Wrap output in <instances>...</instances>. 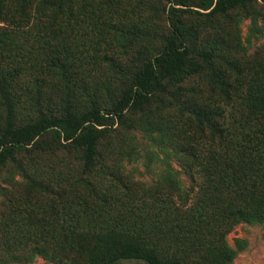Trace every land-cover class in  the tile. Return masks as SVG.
I'll list each match as a JSON object with an SVG mask.
<instances>
[{
	"label": "trees",
	"instance_id": "trees-1",
	"mask_svg": "<svg viewBox=\"0 0 264 264\" xmlns=\"http://www.w3.org/2000/svg\"><path fill=\"white\" fill-rule=\"evenodd\" d=\"M117 1L118 7L105 0H0V203H10L14 174L29 208L58 179L57 201L72 209L51 215L59 212L58 242L85 252L84 264H232L245 241L234 248L227 235L239 224H264V42L262 56L244 65L238 31L228 27L249 19L251 36L264 40V15L253 9L264 0H152L163 7L152 5L151 14L144 13L147 0ZM89 32L99 33L93 45L84 37ZM106 34L124 61L104 55L99 68L87 67L88 49L97 52ZM101 68L108 78L95 85L110 102L86 108L73 89ZM195 78L199 91L186 87ZM117 128L121 142L110 135ZM133 132L148 140L143 152L132 145ZM48 157L53 165L39 166ZM124 157L147 169L161 166L153 188L120 175L116 163ZM173 162L195 187L192 212L175 207L183 216L174 221L148 213L150 222L137 227L79 220L81 209L101 215L139 196L185 203L189 193ZM30 245L6 264L36 256L69 264L42 239Z\"/></svg>",
	"mask_w": 264,
	"mask_h": 264
},
{
	"label": "rangeland",
	"instance_id": "rangeland-1",
	"mask_svg": "<svg viewBox=\"0 0 264 264\" xmlns=\"http://www.w3.org/2000/svg\"><path fill=\"white\" fill-rule=\"evenodd\" d=\"M110 1L112 5L118 7L117 0H105ZM124 1V0H123ZM148 2L144 6L145 12L147 14L150 13V9L152 5L160 10L163 7V4H157L152 0H147ZM132 5H136V0H131ZM255 11H258L260 14L264 15V6L262 3H258L254 5L253 8ZM104 20V17H101V21ZM108 21L115 22V19ZM117 20V19H116ZM263 21V20H260ZM158 27L161 30H165L167 27L164 16L159 13L157 15ZM250 20L242 19L240 20V24H238L237 28L228 27L231 31H238L235 35L236 38L242 44V50L244 53V65L247 66L255 63L261 56V46L264 42L263 39H255L251 36V28H250ZM99 33H91L89 32L84 36L88 39L89 44L93 45L97 39ZM212 36V32H207L205 34L206 37ZM159 40H156V43ZM79 42V39L76 40ZM98 51L93 48L88 49L89 55L92 56V59H86L88 62L87 67H91L93 64L100 67L102 63L103 56L107 55V57H111L114 59H118L123 62L124 58L120 57L117 54V49H120L119 44L116 39L109 34L105 35V41L100 42ZM128 51H132L131 49ZM100 63V64H99ZM108 73L103 68L97 69L92 76L85 77L81 79L82 86L76 85L74 87V91H76V100L82 106L86 108L89 107L90 101H95L98 106L105 107L109 102V94L104 92L101 88H97L95 85L96 80H106L108 77ZM112 87H116L114 83L110 84ZM202 86V81L198 79H192L191 81L186 83V87L188 89H196L194 91H199ZM62 95V94H61ZM52 103H56V98ZM1 112V110H0ZM115 129V127H113ZM122 130L116 129L111 130V136H117L118 141L121 142ZM130 135H133V143L136 150L139 152H143L145 148L148 147V140L144 137V135L140 132H133ZM115 139V138H114ZM121 144V143H120ZM118 158V157H117ZM49 164L53 165V158L48 157L46 161L41 162L39 166L45 168L48 167ZM122 166L120 171V175L126 180L131 181L132 183H139L140 187L144 189L153 188L155 182L157 180V173L161 170V166L157 163L151 166L150 169H147L144 166V163L141 160H128L127 158H121L119 164L116 163V166ZM173 166L176 170H180L179 179L181 181V189L188 191L189 195L187 201L184 203L177 199L176 197L167 198L163 197L162 202H153L151 200L144 199V196H139L137 199L131 201V203L126 204L125 206H111L110 209L98 215L99 211L97 209H81L78 212V218L80 221L89 225L90 223H97L102 225L101 223H107L110 220H114L116 223L125 224L131 223L135 227L140 226L142 223L147 221L150 222V217L148 213H159L160 215L166 216V218L170 217L171 221L182 217V212L173 211L176 207L184 212H189L194 210L195 204V187L193 186L192 180L187 177L184 172L178 167L175 162H173ZM15 180L17 182L16 185L10 186L11 195H10V203L2 205L0 203V259L2 262L0 264H6L8 261V257L11 255L22 256L27 254V251L30 248V244L32 241L37 239L39 241L42 239V242H47L65 261L69 264H84L86 253L80 252L75 253L73 251H69L65 248L64 244L58 242L61 239V236L58 234L59 227V212L70 215L72 209L71 207L66 209L65 205L67 203H58L57 195H58V187L57 180L54 179L52 184L54 185L53 192L48 194H40L37 193L34 197H32L31 201L36 205L34 208H29L24 204V200L26 199V193L22 186L20 185L23 181L20 179L21 177L18 174H14ZM137 188V187H136ZM181 190V191H182ZM129 207V208H128ZM128 208V209H124ZM43 209L45 213L43 212ZM55 210H59L57 217L51 216ZM149 217V219H148ZM180 224L186 225L188 223L187 218H180ZM140 224V225H139ZM44 225V226H42ZM85 225V226H86ZM42 226V227H41ZM190 228H195L194 225H191ZM82 237V236H81ZM84 238V235L82 239ZM228 244L231 247L235 248L236 240H244L245 246L243 250L239 251L233 260L232 264H264V224H239L234 227V229L227 235L226 237ZM190 250V248H187ZM187 255H184V257ZM188 259V258H187ZM11 260V259H10ZM12 264H22L15 263ZM23 264H53L40 256H36L32 261ZM115 264H145L143 261L137 260H123L119 261Z\"/></svg>",
	"mask_w": 264,
	"mask_h": 264
}]
</instances>
